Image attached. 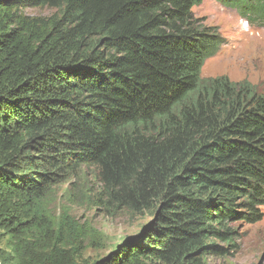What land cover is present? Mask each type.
<instances>
[{
	"label": "trees",
	"instance_id": "obj_1",
	"mask_svg": "<svg viewBox=\"0 0 264 264\" xmlns=\"http://www.w3.org/2000/svg\"><path fill=\"white\" fill-rule=\"evenodd\" d=\"M203 1L0 0V245L16 264H79L77 222L50 207L65 183L73 203L152 213L92 264H207L263 219L264 91L202 77L224 43L193 15ZM216 1L264 27V0Z\"/></svg>",
	"mask_w": 264,
	"mask_h": 264
},
{
	"label": "rangeland",
	"instance_id": "obj_2",
	"mask_svg": "<svg viewBox=\"0 0 264 264\" xmlns=\"http://www.w3.org/2000/svg\"><path fill=\"white\" fill-rule=\"evenodd\" d=\"M54 11L49 7L26 9L29 14L45 16ZM192 13L203 25L217 29L224 38L218 53L205 61L202 77L226 76L234 82L247 80L264 91V27L251 25L235 9L227 8L216 0H204L193 8ZM80 181L77 185L79 191L87 194L95 192L97 186L92 175L81 176ZM70 188L67 183L57 185L50 197V207L60 212L66 206L77 222L81 241L73 249L79 264H92L105 257L152 219L150 212L132 216L123 210L117 215H110L90 198L83 199L79 204L73 203L77 192ZM236 225L240 232L238 249L222 257L211 256L207 258V264H264V217L256 223L242 222ZM11 243L5 238L0 247L10 255L7 264H16Z\"/></svg>",
	"mask_w": 264,
	"mask_h": 264
},
{
	"label": "water",
	"instance_id": "obj_3",
	"mask_svg": "<svg viewBox=\"0 0 264 264\" xmlns=\"http://www.w3.org/2000/svg\"><path fill=\"white\" fill-rule=\"evenodd\" d=\"M144 227H145V226H144ZM144 227H143V228H144ZM141 230H142V229H141ZM0 264H1V262H0Z\"/></svg>",
	"mask_w": 264,
	"mask_h": 264
}]
</instances>
